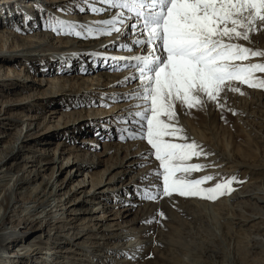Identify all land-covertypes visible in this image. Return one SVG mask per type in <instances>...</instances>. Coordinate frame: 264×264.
I'll return each mask as SVG.
<instances>
[{
	"label": "rangeland",
	"instance_id": "rangeland-1",
	"mask_svg": "<svg viewBox=\"0 0 264 264\" xmlns=\"http://www.w3.org/2000/svg\"><path fill=\"white\" fill-rule=\"evenodd\" d=\"M1 1L0 32L2 30L10 32L11 35L18 38V42L21 44H26L23 41H27V37L31 38L32 36H36L32 39V42L34 40L42 42L44 36L47 35H51L53 42L59 39H78L76 36L57 35L50 30H45L44 19L47 18L49 13L56 17L73 16L76 19L83 16L100 18L105 12L93 13L89 10L90 7L103 9L107 7L100 0H29L28 7L24 6L26 2L6 4ZM80 7H84L85 11H79ZM41 8L44 10L43 12L40 11ZM60 9H65V11H60ZM16 28H19V32L15 30ZM128 32L131 33V30H128ZM129 36L130 34L127 35V37ZM238 43L252 49L264 50V30L252 34L250 43L244 41H238ZM135 50L139 54L140 49ZM110 51L112 50L108 52ZM118 52L129 53L134 51L121 50ZM86 58L83 61L76 62L75 59H71L72 64L67 65L68 69L71 68L74 71L71 77L77 76L87 79L86 85H81V89L86 88L89 90V93L83 99H76L67 93V95L56 93L54 94L55 97L52 96V99H49L47 96L51 93L45 92L46 94H44V91L51 85L41 87L40 91L36 89L35 92L28 89L20 90V87L10 90L8 86H4L6 84L0 85V111H4V107L1 105L3 102L18 101L26 98L28 94H32L34 97L36 95V97L42 96L40 100H37L34 107L30 108L24 104L14 106L13 109L7 110L5 115V118H7L14 113L20 118V121L11 128L6 127L14 130H8L11 134H15V131L20 129H22V134L25 133L26 123L29 122L25 120L26 117H34L35 120L40 119L38 122L42 124L38 132L33 134L32 138L20 149L19 159L16 160L15 164L16 169L20 170L19 175L23 178L29 177V180H32L34 174L25 173V170H23L25 165L28 166L26 172L35 169L34 166H38L37 161H41V166H44L40 170V177L24 186L27 194L24 197H29L30 194L33 196L34 193H39V190L40 193L46 195L50 192L54 193L56 189L55 199L59 206L63 205L61 212L64 211V213H59L63 214V217L68 216V219H72L73 216L70 211L75 207L73 204L80 202V205L75 208V213L78 212L79 216H77L78 219L74 226L81 227L85 225L88 229L93 228L100 231L109 223H113L119 225L112 228L118 229L114 232H121V234H123V231L120 230L123 228L131 229L130 234H127L130 237L128 239V244L131 246L129 249H125L118 256L105 255L107 258L96 259L93 264H111L113 260H119L116 264H120L121 260L123 261L121 264H232L233 247L230 239H235L232 235H228V225L223 224L222 217H226L228 214L229 204L232 203V198L236 196V193L239 195L246 189H251L260 179L258 176L249 177V175H246L245 168L229 169L228 167L235 162L244 163L246 161L252 164V161L259 162L260 158L264 157V90L236 84L235 86L239 87L244 94L227 92V110L223 111L212 105H209L206 111L195 109L189 111L180 109L177 105L179 126L184 129L189 141L194 140L197 144L202 145L205 151L212 153L206 159L201 157L190 161V163L214 165L202 171L193 172L190 178L198 179L205 175L215 176L216 180L209 181L205 185L207 187L217 182L220 177L236 176L241 183L232 185L235 190L231 194L219 197L215 201L184 198L176 194L171 197L161 196L156 201H151L142 198L145 190L154 193L156 186L159 185L162 191V184L155 175L146 176V174L150 170L157 169L158 162L154 156L152 159H146L151 155V149L145 140L137 138L122 141L120 136L123 133L118 131V129L127 126H131L132 128H127L134 131L139 130L138 125H133L131 122L124 125L119 123L117 119L120 113L126 109L135 111L132 105L137 101L133 100L130 94L137 88L139 81L129 79L128 82H125L126 78H130L135 70L126 67V65L122 66V64L115 61L110 63V61H106L99 56L94 57L98 60H93L91 57ZM21 59L23 58L12 64L13 69L23 74V69L26 68L30 72V78L33 76L32 80L34 78L41 79L42 85L45 80L65 79L64 77L69 74L59 72L66 68L63 66L65 59H62V62L49 59L46 62H36L30 65ZM245 63H264V57L251 58ZM51 70L57 72L52 74ZM86 70L88 74H82ZM48 72H51V74H48ZM103 75H107L108 79L120 80L97 90L94 84L98 78H100L99 83H101ZM257 75L264 77V74L261 73ZM55 80L63 82V80ZM92 83L93 85H91ZM58 84L62 86L63 83ZM64 86L67 87L68 85L65 84ZM53 89L54 91L57 90L55 86ZM113 97L116 98L117 102H113ZM233 112L237 114L233 115ZM222 116L223 118H221ZM42 117H46V122L42 123L44 119ZM61 148L70 149L71 157L69 159H67L68 155L59 154ZM1 150L2 148H0V152ZM129 152L136 156L124 158ZM95 157L101 160V163L91 170L86 167V161L89 159L91 161ZM221 159L223 161L227 160L224 161L227 164L220 163ZM32 161H36V163H32ZM50 161H53V164L45 165ZM115 162H122L124 166L114 169ZM9 165L8 162V167ZM121 170L125 175L123 177H120L121 174H115ZM112 177L115 180L118 179V181L113 179L112 183L115 182L114 185L107 184ZM49 181L50 183L46 187L45 183ZM99 182H101L100 186L98 185ZM123 185H130L128 192H119L118 187ZM75 191L78 192L76 195ZM85 193L86 196L93 193L94 195L97 194V199L88 201ZM24 197L17 195L15 201L24 199ZM123 198L128 202H124ZM119 203L126 206L118 208V206H121ZM115 206L116 208H113ZM124 209L129 211L126 218L112 220L114 214L110 211L117 210L122 213ZM88 210H92V215H88ZM24 215L23 213L12 220L13 226L26 221L23 225L17 227V229L21 227V231L28 223L27 220L23 219ZM104 216V222L103 220L95 221L96 218L103 219ZM132 219H135V221L131 225ZM146 221L152 222L148 223ZM229 227L235 229L231 225ZM53 232L51 231L50 235ZM43 237L44 235L41 236V239ZM216 239H219L220 242L217 243ZM13 247L12 245L6 249V252H13L11 251ZM215 247H218L219 252H221V254L216 252L220 259H214L210 256V251L214 250ZM239 249L242 250L241 247ZM44 252L42 250V253ZM83 255L88 256V253L85 252ZM259 259L256 256L255 260L257 262L261 261ZM246 263L248 264V262Z\"/></svg>",
	"mask_w": 264,
	"mask_h": 264
},
{
	"label": "snow or ice",
	"instance_id": "snow-or-ice-1",
	"mask_svg": "<svg viewBox=\"0 0 264 264\" xmlns=\"http://www.w3.org/2000/svg\"><path fill=\"white\" fill-rule=\"evenodd\" d=\"M107 10H114L109 19L95 26L77 24L49 13L44 29L57 35L79 38L123 35L125 27L132 30V48L123 50L139 54L113 57L128 61L126 67L134 74L125 82L138 80L130 94L137 101L135 111L118 117V122L138 125V131L120 128L121 140L141 139L150 146L158 168L151 173L162 184L154 193L145 190L142 198L156 201L176 194L184 198L215 201L231 194L236 176L220 177L205 187L215 176L191 179L193 172L210 164L190 163L193 159L212 155L194 140L189 141L179 126L178 109L206 111L209 105L223 111L226 93L243 95L236 84L264 90V63H245L264 57V50L252 49L238 41L251 42V36L264 30V0H100ZM93 13L105 11L90 7ZM41 12L44 10L41 8ZM65 11V9H60ZM84 12L85 8L80 7ZM19 32V28L15 29ZM119 70V69H117ZM127 95V94H126ZM113 102H117L113 97ZM233 115L237 113L233 112ZM223 118V116L221 117ZM162 216V213L160 214ZM151 223L152 221H146ZM158 223V221H156Z\"/></svg>",
	"mask_w": 264,
	"mask_h": 264
},
{
	"label": "bare ground",
	"instance_id": "bare-ground-1",
	"mask_svg": "<svg viewBox=\"0 0 264 264\" xmlns=\"http://www.w3.org/2000/svg\"><path fill=\"white\" fill-rule=\"evenodd\" d=\"M3 1L6 4L26 2V5L24 6H29V0H2L1 2ZM104 9H106L105 11H103L105 13L100 18L86 16L79 17L77 19L73 16H59V18L66 21L75 22L77 24L95 26L97 22L109 19L111 15H114V10H107V7ZM128 30L131 29L125 27L123 35H117L113 33L112 35H103L95 38L78 37V39L75 40L59 39L54 42L51 35H47L48 37L44 36L42 42H37L36 40L32 42V39L36 36L31 35V38H26L27 41H23L21 39L23 42H26V44L19 43L17 37L11 35L10 32L2 30L0 32V85L6 84L4 86H8L10 90L20 87V90L28 89L29 91L32 90L34 92L36 91V89L40 91L39 89L41 87L51 85V87H47V89L44 91V94L48 92L51 93L47 96L49 99H52V96L55 97L54 94L56 93L60 95H65L67 93L69 95H72L76 99H83L86 97L85 95L89 93L88 89H81V85H86L85 82L87 79H83L77 76L71 77V74L74 73V71L71 68L68 69L67 65L72 64L71 59H75L76 62L83 61V59L86 57H91L94 60L97 59L94 58L95 56L102 57V59L110 61V63L112 61H115L122 64V66L127 65L129 63L128 61L116 60L113 59V57H130L131 55L137 54L136 50L129 53L118 52L121 50L126 51L121 48V45L126 44L129 48L133 47L132 40L134 38V35L132 30L131 33H129ZM129 34L130 36L127 37V35ZM103 38L105 39L102 40ZM109 50L112 51L108 52ZM20 58H23L21 60L28 62L29 65L31 63L35 64L36 62H46L49 61V59L53 61L55 60L56 62H62V59H65V63L63 66H65L66 68L64 67L65 69H62L59 72L69 74L67 77H64L65 79L53 78V80H45L44 84L42 85L43 82L41 79L37 80L36 78H34L32 80L33 76L30 78V72L29 70H26V68L23 69V74L13 69L12 64L14 62L16 63V61ZM4 72H6V74H4ZM51 72L52 74H55L54 72L57 71L51 70ZM51 72H48V74H51ZM82 74L87 75L88 71L86 70ZM102 78L103 81L101 83H99L100 78H98L96 80V83L94 84L97 90L106 87L107 84L111 85L114 82H118L120 80L108 79L107 75H103ZM55 79L63 80V82L56 81ZM79 80L81 82H78ZM71 81L73 83H70ZM58 83L63 84L61 86V84L59 85ZM65 84H67L68 86H64ZM91 85H93V83ZM54 86L57 89L56 91H54L53 89ZM36 96L34 97L32 94H28L26 98L20 99L18 101L9 100L1 104L2 107H4V111H0V148H2L0 152V264H93V261L96 259L107 258L105 257V255L118 256L122 254L125 249H129L131 247L130 244H128V239H130V237L127 235L130 234L129 232H131V229H127V227L125 229L123 228L122 230H120L123 231V234H121V232H114L118 229L116 228L115 230L112 228L119 225L113 223V225L109 223V225L103 227V229H100V231L94 230L93 228L88 229L85 227V225H83L84 227L74 226V223L78 219L77 216H79L78 212L75 213V208L80 205V202L78 201L79 203L77 202L73 204V206L75 207L70 211L73 216L72 219H68V216L63 217V214H59L64 213V211L61 212L63 210V205L59 206L55 199L56 189L54 193L47 192L48 194L46 195L48 197L44 193H40V190L39 193H34L33 196L32 194H30L29 197H24L27 196L24 186L30 184L31 181L34 182L36 178L40 177V170L44 168V166H41V161H37L38 166L35 165V169L26 172L28 166L25 165L23 167L25 173L34 174L32 180H29V177L23 178L21 175H19L20 170L16 169L15 164L16 160L19 159L18 154L21 152L20 149H22L23 145L28 142L30 138H32L33 134L38 132L42 124L38 122L40 119L35 120L36 118L34 117H26L25 120L29 122H25V133L22 134V129H20L19 131H15V134H11V132L9 131L14 130L10 128L13 125L17 124L18 121H20V118H18L17 114L14 113L7 118H5V115L7 110L13 109L14 106L17 107L24 104L26 106H29L30 108L34 107L37 100H40L42 97ZM13 103H15V105H13ZM129 111L134 110L126 109L122 113H120L119 117L126 116ZM2 112L3 114H1ZM42 118H44L42 120V123L46 122V117ZM7 126H9L10 128L8 127L7 129ZM123 135L127 136L128 133L124 132ZM5 141L6 143L4 144ZM66 150L61 148L59 150V154H66L68 155L67 159H69L71 157V151L70 149ZM127 156L136 155H133V153L129 152L126 156H124V158ZM221 160L222 161H220V163H226L224 161H227H223V159ZM8 162L10 164L9 167ZM32 163H36V161H32ZM100 163L101 160H98L95 157L91 161L90 159L86 161V167L93 170ZM251 163L252 164L246 161H244V163L235 162L232 166L228 167L229 169H238L239 167L245 168L246 175H249V177L258 176V178L260 179V181H258L256 185H252L253 187L251 189H246L239 195H237L238 193H236V196L234 198L231 197L232 203L229 204L230 206L228 205V214L226 215V217H222L223 224L235 227V229H231V227L228 228L227 226L228 235H232L235 239H230L233 247L232 264H247L246 262H248V264L250 262L251 264H264V157L260 158L259 162L252 161ZM51 164H53V161H50L45 165ZM123 166L124 164L122 162L114 163V169L122 168ZM225 168L227 169V166ZM152 172L153 170H150L148 174H146V176L152 175ZM115 174H121L120 177H123L124 175L123 170ZM113 179L115 180L114 177L110 178L107 184L111 183L114 185L115 182L112 183ZM115 181H118V179H116ZM141 181L143 182V179ZM49 183L50 181L45 183V186L48 187ZM100 184L101 182H99L98 185L100 186ZM128 186H119V192H128L130 189V185ZM77 191H75V195L78 193ZM17 195L23 196L24 199L15 201ZM96 196L97 194L94 195L93 193L90 196H86V198L88 199V201H95L97 199ZM122 200L124 202H128V200H126L125 198H123ZM119 204L121 206H118V208L126 206L124 204L122 205L121 203ZM132 204H134V202ZM113 208H116V206ZM23 213L25 214L23 219L27 220L28 223L23 228L24 230L21 231V227L18 229L17 227L23 225L26 221L20 222L16 226H13L14 223L12 224V220L19 217V215ZM110 213L114 214V219L112 220H122L129 215L128 209H124L122 213L121 211L117 210H114L113 212L110 211ZM88 215H92V210H88ZM228 215H230L229 218ZM104 218L105 216L103 217V219L96 218L95 221L103 220L104 222ZM134 221L135 219H132L131 225L132 223H134ZM136 222H138V220H136ZM51 231L54 232L50 235ZM36 234L38 235L36 236ZM42 235H44V237L41 239ZM216 241L217 243L220 242L219 239H216ZM12 245L14 246L12 248L13 250L11 249V251L13 252L7 253L6 249L11 247ZM240 247L242 250L239 249ZM42 250H44L45 252L42 253ZM219 251L220 250L218 249V247H215L214 250H211V258L220 259L216 255V252ZM85 252L88 253V256L83 255ZM219 253L221 254V252ZM91 254L93 255L91 256ZM251 256L253 257L251 258ZM256 256L260 258V262H257L258 259L255 260ZM118 261L113 260L112 263L116 264ZM121 262L123 261L121 260L120 264Z\"/></svg>",
	"mask_w": 264,
	"mask_h": 264
}]
</instances>
